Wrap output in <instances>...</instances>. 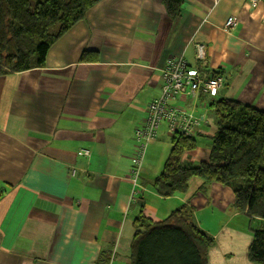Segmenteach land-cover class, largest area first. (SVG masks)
Instances as JSON below:
<instances>
[{"label":"crops","instance_id":"obj_1","mask_svg":"<svg viewBox=\"0 0 264 264\" xmlns=\"http://www.w3.org/2000/svg\"><path fill=\"white\" fill-rule=\"evenodd\" d=\"M230 16L238 22L226 30ZM85 51H94L87 61ZM170 56L203 79L223 77L212 95L170 102L198 120V147L183 159L207 161L213 101L264 110V0L256 8L185 0L174 20L163 0H101L50 47L43 67L0 75V264H130L141 212L160 221L182 204L215 240L208 264H253L250 218L235 208L232 187L193 177L186 193L155 192L172 146L165 124L147 147L139 184L129 179L135 129L161 94Z\"/></svg>","mask_w":264,"mask_h":264},{"label":"trees","instance_id":"obj_2","mask_svg":"<svg viewBox=\"0 0 264 264\" xmlns=\"http://www.w3.org/2000/svg\"><path fill=\"white\" fill-rule=\"evenodd\" d=\"M99 1L0 0V75L43 67L50 47ZM184 1L163 0L170 19L181 14ZM90 53L94 51H85L81 60L87 61ZM210 107L217 127L208 160H184L198 140L174 133L153 188L163 198L183 194L193 177L232 187L235 208L250 218L249 260L264 264V110L234 98L218 99ZM134 228L130 264H208L215 243L187 204L160 221L141 212Z\"/></svg>","mask_w":264,"mask_h":264},{"label":"built area","instance_id":"obj_3","mask_svg":"<svg viewBox=\"0 0 264 264\" xmlns=\"http://www.w3.org/2000/svg\"><path fill=\"white\" fill-rule=\"evenodd\" d=\"M260 1L250 0V6L256 8ZM237 22L235 16H230L226 21L225 29H232ZM196 48L197 58L205 61L206 46L198 43ZM161 72L163 79L161 94L149 103L143 126L135 129L136 152L129 175L133 185L139 184L147 147L157 139L158 130L163 124L171 135L176 132L193 135L198 128V120L192 113L171 106L170 102L186 96L197 97L200 90L212 95L223 84L221 75L203 79L188 66L186 60L178 57H168ZM80 154L89 155V151L83 149Z\"/></svg>","mask_w":264,"mask_h":264},{"label":"rangeland","instance_id":"obj_4","mask_svg":"<svg viewBox=\"0 0 264 264\" xmlns=\"http://www.w3.org/2000/svg\"><path fill=\"white\" fill-rule=\"evenodd\" d=\"M34 1H36V0H34ZM215 117V116H214ZM196 138H198L199 139V137L196 135ZM144 162V161H143ZM142 167H143V165H142Z\"/></svg>","mask_w":264,"mask_h":264}]
</instances>
